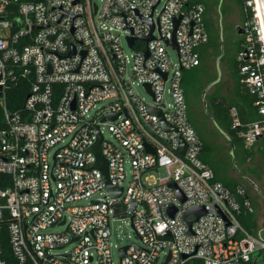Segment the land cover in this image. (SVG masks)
<instances>
[{
	"label": "built area",
	"instance_id": "built-area-1",
	"mask_svg": "<svg viewBox=\"0 0 264 264\" xmlns=\"http://www.w3.org/2000/svg\"><path fill=\"white\" fill-rule=\"evenodd\" d=\"M249 9L237 61L259 119L244 124L236 107L230 116L252 148L264 143V31L256 0ZM205 12L194 0H0V173L11 177L0 188V264H10L4 230L15 264H115L111 223L124 220L141 244L114 246L117 264H256L264 238L239 219L254 208L245 189L216 180L188 119L183 72L209 42ZM18 82L26 98L11 110ZM99 135L118 197L95 167ZM192 207L206 214L190 228Z\"/></svg>",
	"mask_w": 264,
	"mask_h": 264
},
{
	"label": "rangeland",
	"instance_id": "rangeland-1",
	"mask_svg": "<svg viewBox=\"0 0 264 264\" xmlns=\"http://www.w3.org/2000/svg\"><path fill=\"white\" fill-rule=\"evenodd\" d=\"M203 2L207 7V14H209L212 22L214 34L217 36L216 47L210 52V48L204 49L203 54H208L207 61L196 69L186 72L187 76L191 75V80H194L195 85L193 93L188 91L187 97V113L191 121V115L199 118L200 127L203 135L209 144L214 158L215 168L220 173V177H226V180L233 181L240 184L250 193L257 191L258 200L264 197V158L260 154H256L248 161L233 160L232 149L228 143L225 135L215 125L211 118V109L208 106V101L212 96H220L230 100L233 94V80L230 73V59L231 53L226 51L220 57L219 69L217 68V59L219 57V50L221 45L220 34L223 32L226 40L229 42H236L240 39L236 32V27H242L243 12L241 7L235 0H197ZM123 47L129 53L128 45L123 42ZM211 53V54H210ZM173 62L176 61V54L170 51ZM136 90L147 102L151 98L147 91L142 87H136ZM194 117V118H195ZM197 120L195 119V122ZM194 124V123H193ZM106 137L109 139L110 134L106 132ZM210 152V150H209ZM126 171L130 173V167L126 164ZM164 169L153 172V175L160 177L164 175ZM260 200V201H261ZM262 202V201H261ZM54 230H60L55 228ZM111 243H112V257L115 264L118 263L117 247H124L135 244L140 245V240L136 236L131 226L127 225V221H113L111 223ZM264 259V258H263ZM154 264H162V258Z\"/></svg>",
	"mask_w": 264,
	"mask_h": 264
},
{
	"label": "trees",
	"instance_id": "trees-1",
	"mask_svg": "<svg viewBox=\"0 0 264 264\" xmlns=\"http://www.w3.org/2000/svg\"><path fill=\"white\" fill-rule=\"evenodd\" d=\"M196 2L201 3V1L194 0ZM235 2L241 7L243 12V20L251 19L253 16L252 11L249 9L248 12L245 11V0H235ZM203 3V2H202ZM245 45V38L237 42L236 44V52L235 56L231 61V72L234 80V91L231 100L228 102L225 98H212V108L214 111V119L218 126L224 131L225 135L227 136L228 140L231 142V145L235 148L243 149L244 153L249 157H253L255 155L254 150L245 149L246 145L242 138L236 136L234 130H232V119L230 116V109L232 106H236L240 113V118L244 124H248L250 122H254L259 119V115L257 109L255 107L256 98L250 95L249 91L247 90L246 86L242 83V76L240 74V64L237 61V54L243 49ZM184 86L187 90H191L193 87L192 82L188 81L184 77ZM26 98V91H25V83L18 82L15 87L10 91V98L8 99V107L11 110L19 109L24 100ZM2 117V112L0 110V119ZM4 128L3 123L0 120V130ZM200 134V133H199ZM257 146L259 147L260 153L264 156V143L262 140L257 141ZM205 159V158H204ZM207 159L211 162L210 157ZM205 159V160H207ZM207 160V162H208ZM218 181L222 182L226 187L230 188V183L219 176L217 177ZM11 177L5 174L0 173V188H6L10 185ZM234 191L233 189H230ZM250 215V214H249ZM240 222L244 225L245 229L250 231L249 227L246 224L245 216L239 217ZM2 242H3V249H4V258L8 260L10 264H15L14 259L12 258L10 247L8 244V237L6 230L2 235ZM186 264H203L199 260H192L187 262Z\"/></svg>",
	"mask_w": 264,
	"mask_h": 264
},
{
	"label": "crops",
	"instance_id": "crops-1",
	"mask_svg": "<svg viewBox=\"0 0 264 264\" xmlns=\"http://www.w3.org/2000/svg\"><path fill=\"white\" fill-rule=\"evenodd\" d=\"M202 3V2H201ZM205 7H206V5L204 4V3H202ZM207 14V7H206V12H205V23H206V27H207V31H208V33H209V42L207 43V44H205V45H203V46H201L199 49H198V53H199V55H200V65H202V63L204 62V61H207V59H208V57L210 56L209 55V53L208 54H203V51H204V49L206 50L207 48H210V52L212 53V49L214 48V47H216V40H217V36L214 34V32H212V30H213V25H212V22H211V20H210V17H209V14L208 15H206ZM241 27L239 26V27H236V32H237V34H238V36H240V39L238 40V41H236V42H228L227 40H226V38H225V36H224V33L222 32L221 34H220V37H219V39H221V45H220V49L221 50H219L220 52H219V57H218V59H217V68H218V72L220 73V69H219V63H220V57H222V55L223 54H226L228 51L231 53V59H230V73H231V77H232V80H233V76H232V72H231V61H232V59L234 58V56H235V52H236V50H235V48H236V44H237V42H239L240 40H242V39H244V35L243 34H239L238 32L240 31L239 29H240ZM242 29V28H241ZM227 51V52H226ZM210 53V54H211ZM199 65V66H200ZM199 66H197V67H199ZM197 67H195V68H192V69H190V70H185L184 72H183V82H182V87H183V90H184V93H185V98H186V103H187V97H188V91L189 90H187L186 88H185V86H184V77H185V79L186 80H188V81H190L191 80V75H189V76H187L186 74L188 73V72H190L191 70H193V69H196ZM187 72V73H186ZM186 73V74H185ZM192 82V85H193V87L191 88V90L189 91V92H191V93H193L194 91H193V88H194V85H195V82H194V80H192L191 81ZM233 91H234V80H233ZM232 96H233V94H232ZM212 98H223V97H220V96H212L210 99H209V101H208V106L210 107V109H211V118H212V120L214 121V123H215V125L222 131V133L225 135V133H224V131L218 126V124L216 123V121H215V119H214V111H213V108H212V102H211V100H212ZM232 98V97H231ZM226 99V98H225ZM227 100V99H226ZM231 100V99H230ZM230 100H227L228 102L230 101ZM232 107H236V106H232ZM237 108V107H236ZM238 109V108H237ZM239 111V110H238ZM240 114V113H239ZM191 121H190V118L188 117V119H189V121H190V123H191V125L194 127V129L196 130V132L198 133V135L201 137V139L203 140V142H204V151L202 152V154H201V159H202V161L203 162H205L206 164H208L212 169H213V171H214V173H215V177H216V179H217V177L219 178V176H220V173L218 172V170L215 168V164H217L216 162H215V160H214V158L212 157V152H211V148H210V146H209V144L207 143V141H206V139H205V137H204V135H203V132H202V128L199 126L200 125V120L198 121V119L199 118H197V117H193V114L191 115ZM195 119L197 120L196 122H195ZM194 123V124H193ZM200 133V134H199ZM225 137H226V139H227V141H228V143L230 144V147H231V149H232V156H233V160L235 159L236 161L237 160H242V159H244V161H248L250 158L244 153V150L243 149H239V148H235V147H233L232 145H231V142L228 140V138H227V136L225 135ZM245 149H248V150H254L256 153H255V155L256 154H260V155H262L261 153H260V150H259V147L257 146V144H255V146H253L252 148H249V147H245ZM209 150H210V152H209ZM254 155V156H255ZM253 156V157H254ZM207 157L209 158L210 157V160H211V162H209V160L207 159ZM262 157L264 158V156L262 155ZM207 159L208 160V162H207V160H205V159ZM252 158V157H251ZM225 179H226V177H225ZM229 183H230V185H229V189H233L234 191L238 188V187H242L243 189H245L243 186H241L240 184H237V182H233V181H229V180H227ZM245 191H246V197L250 200V202H251V204H252V206H253V208H254V213L253 214H245V213H243V216H245V220H246V224H247V226L250 228L249 230L251 231L252 230V232H250L251 234H253V235H256V236H261V237H263L264 238V197H262V202L260 201V200H258V197H257V191H254V192H252V193H250L249 192V190H246L245 189ZM242 216V215H241ZM243 227H245L244 225H243ZM264 253H262V254H258L257 256H256V258H255V262H256V264H264Z\"/></svg>",
	"mask_w": 264,
	"mask_h": 264
},
{
	"label": "water",
	"instance_id": "water-1",
	"mask_svg": "<svg viewBox=\"0 0 264 264\" xmlns=\"http://www.w3.org/2000/svg\"><path fill=\"white\" fill-rule=\"evenodd\" d=\"M260 2H261L263 17H264V0H260ZM238 33L239 34H243L244 32H243V30H240ZM149 40H150L149 37L148 38H144L145 42H148ZM134 42H135V39L133 37H129L128 38V43H129L130 47H133ZM145 55L148 56V52H145ZM146 88H147V90L149 92H151L149 85L146 86ZM156 113H158L160 118L162 117L160 112H156ZM108 117L111 118V119H116L117 118V116H108ZM164 128L167 129V126L164 125ZM258 140H260V138H258ZM101 143H102V136L99 135L97 143L91 148V150L97 156V163H96L95 167L99 168L102 171L103 177H104V179H105V181L107 183V190H108L109 194L112 195L113 197H118L122 193V188H117V187H114V186H112L110 184L109 173H108V163H107L106 159L102 155ZM181 145H182V149H180V153L184 154L183 148H186V143H185V141L183 139L181 140ZM171 187L177 190L178 195H180V197L182 198V201H184L185 199L182 196L181 192L176 187V185L173 184V185H171ZM170 213H171V216L173 217V215L175 213V210L172 209L170 211ZM205 214H206L205 208H203V207H192V208H190L187 211V213L185 215V221L188 223L189 227L191 228L192 224L194 222H196L201 216H203ZM125 250H126V247L121 250V253H124ZM168 260H169V258H168Z\"/></svg>",
	"mask_w": 264,
	"mask_h": 264
},
{
	"label": "bare ground",
	"instance_id": "bare-ground-1",
	"mask_svg": "<svg viewBox=\"0 0 264 264\" xmlns=\"http://www.w3.org/2000/svg\"><path fill=\"white\" fill-rule=\"evenodd\" d=\"M256 4H257L258 16H259V19L261 21V24H262V27H263V31H264V17H263V12H262V7H261L260 0H256Z\"/></svg>",
	"mask_w": 264,
	"mask_h": 264
},
{
	"label": "flooded vegetation",
	"instance_id": "flooded-vegetation-1",
	"mask_svg": "<svg viewBox=\"0 0 264 264\" xmlns=\"http://www.w3.org/2000/svg\"><path fill=\"white\" fill-rule=\"evenodd\" d=\"M239 30H242L241 28Z\"/></svg>",
	"mask_w": 264,
	"mask_h": 264
}]
</instances>
